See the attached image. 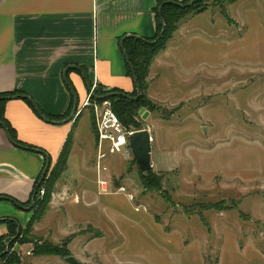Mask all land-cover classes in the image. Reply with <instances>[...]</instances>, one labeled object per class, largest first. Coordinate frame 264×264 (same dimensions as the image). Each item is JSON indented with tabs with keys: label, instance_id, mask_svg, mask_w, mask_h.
I'll list each match as a JSON object with an SVG mask.
<instances>
[{
	"label": "rangeland",
	"instance_id": "obj_1",
	"mask_svg": "<svg viewBox=\"0 0 264 264\" xmlns=\"http://www.w3.org/2000/svg\"><path fill=\"white\" fill-rule=\"evenodd\" d=\"M166 48L167 67H156L165 49L149 68V107L132 128L154 139L155 182L111 156L113 187L125 186L135 200L99 194L91 104L115 109L105 89V99L79 105L65 164H52L31 220L5 240L0 257L9 252L17 264H68V256L81 264H264V0H202L175 24Z\"/></svg>",
	"mask_w": 264,
	"mask_h": 264
},
{
	"label": "crops",
	"instance_id": "obj_2",
	"mask_svg": "<svg viewBox=\"0 0 264 264\" xmlns=\"http://www.w3.org/2000/svg\"><path fill=\"white\" fill-rule=\"evenodd\" d=\"M156 6L157 0H0V96L22 93L6 102L5 118L26 145L14 143L0 127V221L28 225L36 183L48 160L53 165L58 161L82 114L79 110L73 121L55 124L44 120L26 98L41 113L62 117L70 112L74 93L78 105L86 103L88 82L95 88L132 93L135 83L128 76L121 41L154 39ZM161 56L156 67H167L162 61L170 58V51L166 48ZM67 68L72 88L64 78ZM157 79V73L151 74L152 84ZM94 143L98 184L96 134ZM99 194L108 196L100 187ZM7 234V224L0 223V237Z\"/></svg>",
	"mask_w": 264,
	"mask_h": 264
},
{
	"label": "trees",
	"instance_id": "obj_3",
	"mask_svg": "<svg viewBox=\"0 0 264 264\" xmlns=\"http://www.w3.org/2000/svg\"><path fill=\"white\" fill-rule=\"evenodd\" d=\"M192 0H185V1H179V0H157V6L155 8V13L157 17V34L154 39H142L138 37H128L124 41V46L122 51L124 50L127 54L128 59L126 60L127 62V67H128V76H130L134 83H135V89L133 93L130 94H125L121 92L120 90L117 89H107L110 94V98L114 100L115 102V109L113 110L121 122L128 128L132 129L134 126V117L136 113L143 108L144 106H148V102L144 99V93L147 91L148 85H147V77L149 75V68L154 61V59L158 56L159 53L164 51L166 49L167 43L170 41L173 35V30L175 28V24L184 18L186 15H188L190 12H192L197 5H199L202 0L199 2L193 4L192 6H187L189 2ZM161 19L164 21V27H165V32L164 35L158 40L162 30H163V24L161 23ZM156 41L155 43H152ZM135 79L137 80V84L140 87L141 94L143 95L141 98L136 99L138 95L137 91V85L135 82ZM105 88L97 86L94 90V95L91 99L98 100L100 101L101 99L106 98V93H104ZM104 93V94H103ZM22 96V93H10V94H4L0 96V127H5L10 139L22 146H26L22 143H20L17 140L15 130L12 128V126L9 124V122L5 118V106L6 102L11 98L12 96ZM26 101L33 107L35 108V105L30 101L29 98H26ZM74 102H72L70 112L66 116L62 117H54V116H49L45 113L42 112V114L50 121H55V122H62L65 119H67L72 110H73ZM136 131H141L144 129H134ZM95 134H97V129L95 127ZM72 136L71 134L68 137V140L64 146V149L60 155V158L56 163H61L65 164L68 153L71 148V143H72ZM133 164L137 165L136 160L132 161ZM52 163H50L49 169L47 171V174L45 175L44 178L40 177V179L37 181L35 190H34V197L38 198L41 195V191L45 189L46 186V181L49 178L50 174L54 172H50L51 170ZM138 166V165H137ZM141 172V171H140ZM51 174V175H52ZM143 178L148 181V182H155L156 178L152 173H148L147 175H143ZM158 183V182H156ZM119 187V186H117ZM45 192V190H44ZM48 192L51 193V189H48ZM34 199V198H33ZM49 200V196H48ZM35 201V200H34ZM33 202H30L28 204V207L31 206ZM0 223H5L8 226V234L4 237H0V255L4 252L5 250V240L9 239L11 236H14L17 234L19 226L16 220H11L7 219L4 221H0ZM31 224L28 226L27 229H29ZM21 232V231H20ZM67 256V254H66ZM69 257V256H68ZM8 259L7 264H17L19 263V259L17 256L7 253L3 257H0V261Z\"/></svg>",
	"mask_w": 264,
	"mask_h": 264
},
{
	"label": "built area",
	"instance_id": "obj_4",
	"mask_svg": "<svg viewBox=\"0 0 264 264\" xmlns=\"http://www.w3.org/2000/svg\"><path fill=\"white\" fill-rule=\"evenodd\" d=\"M95 86L89 93L86 103L81 110L90 106V99L93 96ZM96 111L97 129V159L96 170L98 185L102 194H119L127 197L133 202L135 197L125 186L113 187L112 177H109V168L105 162L111 156H119L126 161H134V155L130 145V137L139 131L128 129L113 111L110 102L104 101L103 106L92 105ZM143 131V130H141ZM149 131V130H148ZM150 133V132H149ZM154 142L150 133V143ZM44 190L41 191V195Z\"/></svg>",
	"mask_w": 264,
	"mask_h": 264
},
{
	"label": "water",
	"instance_id": "obj_5",
	"mask_svg": "<svg viewBox=\"0 0 264 264\" xmlns=\"http://www.w3.org/2000/svg\"><path fill=\"white\" fill-rule=\"evenodd\" d=\"M191 4L187 5L190 6ZM161 23L163 24V30L158 38V40L164 35L165 32V27H164V21L163 19H161ZM124 41L125 39H123L121 41V48L123 49L124 46ZM156 41L152 42L155 43ZM124 56L126 58V60L128 59L126 52L123 50ZM77 68V67H75ZM69 68H67L64 72V78L66 83L69 85V87H71L70 82L68 81V77H67V72H68ZM83 76H85V73L82 72ZM136 85H137V91H138V97H136V99H139L141 96V91H140V87L137 84V80L135 79ZM72 88V87H71ZM88 88L91 91L92 90V85H90V83L88 82ZM74 92V90H73ZM75 95V102H74V107H73V111L71 116L63 122H54L55 124H62V123H69L71 121L74 120V118L77 116V112L79 110V105H78V97L77 95L74 93ZM26 98V97H23ZM31 101V100H30ZM33 103V101H31ZM34 104V103H33ZM35 105V104H34ZM35 109L38 112V114L46 121H48V119L41 113V111L39 110V108L35 105ZM130 145H131V149L134 155V158L137 162V165L141 171V173L145 176L147 175L149 172H151L152 170V144L150 143V133L148 130H143V131H139L137 133H134L131 137H130ZM50 166V161L48 160L47 162V166L46 169L43 173L42 178L45 177V175L47 174V171L49 169ZM33 209V205L30 206V208L28 210ZM64 246H66V244H64ZM7 254V252H6ZM65 262L68 264H81L80 262H78L74 257L69 256L65 258Z\"/></svg>",
	"mask_w": 264,
	"mask_h": 264
}]
</instances>
